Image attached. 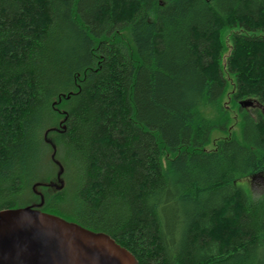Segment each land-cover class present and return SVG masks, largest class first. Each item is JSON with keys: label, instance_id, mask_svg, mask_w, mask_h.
<instances>
[{"label": "trees", "instance_id": "16d2710c", "mask_svg": "<svg viewBox=\"0 0 264 264\" xmlns=\"http://www.w3.org/2000/svg\"><path fill=\"white\" fill-rule=\"evenodd\" d=\"M236 108L242 141L204 150ZM261 176L264 0H0V212L137 264H264V195L240 185Z\"/></svg>", "mask_w": 264, "mask_h": 264}, {"label": "water", "instance_id": "95a60500", "mask_svg": "<svg viewBox=\"0 0 264 264\" xmlns=\"http://www.w3.org/2000/svg\"><path fill=\"white\" fill-rule=\"evenodd\" d=\"M250 105V102H245ZM55 160L57 148L53 146ZM57 183L61 190L64 168ZM0 264H137L133 254L97 233L32 207L0 212Z\"/></svg>", "mask_w": 264, "mask_h": 264}, {"label": "rangeland", "instance_id": "374dc122", "mask_svg": "<svg viewBox=\"0 0 264 264\" xmlns=\"http://www.w3.org/2000/svg\"><path fill=\"white\" fill-rule=\"evenodd\" d=\"M225 105L229 106V110L232 107V105L229 104L228 100L225 101ZM247 108L249 107L247 106ZM216 111V109H204V113L207 117H214L216 115ZM230 113L231 117L227 129H216L211 136V142L207 146H205L204 150H213L216 147L218 141L227 139L232 136H235L240 141H242V115L239 113L237 108L231 110ZM240 185H242L248 193L253 194V196L255 197L264 195V176L254 179H242Z\"/></svg>", "mask_w": 264, "mask_h": 264}]
</instances>
